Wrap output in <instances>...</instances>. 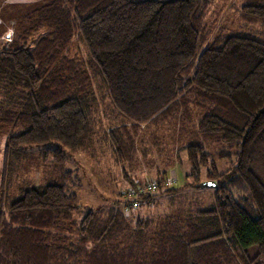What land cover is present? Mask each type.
<instances>
[{
	"label": "trees",
	"instance_id": "obj_1",
	"mask_svg": "<svg viewBox=\"0 0 264 264\" xmlns=\"http://www.w3.org/2000/svg\"><path fill=\"white\" fill-rule=\"evenodd\" d=\"M215 1L50 0L24 15L29 24L0 50V124L10 128L0 134V264H264V0L236 5L259 29L234 34L207 24ZM75 34L116 112L106 136L127 178L126 166L141 164L137 135L197 114L200 140L170 158L186 150L198 187L205 168L215 183L208 207L150 224L113 204L85 207L68 165L97 130L92 76L69 55ZM208 143L231 165L218 169ZM33 147L50 177L12 189L10 171ZM162 177L159 192L177 191Z\"/></svg>",
	"mask_w": 264,
	"mask_h": 264
},
{
	"label": "rangeland",
	"instance_id": "obj_2",
	"mask_svg": "<svg viewBox=\"0 0 264 264\" xmlns=\"http://www.w3.org/2000/svg\"><path fill=\"white\" fill-rule=\"evenodd\" d=\"M49 1L0 0V50L20 35L29 24L24 15ZM240 2L241 0L215 1L206 17V22L213 34L218 31L234 34L259 29V26L248 25L240 20L235 12V7ZM39 35L34 36L39 37ZM69 55L82 62L86 72L92 76L93 92L91 98H93L94 108L91 117H93L97 132L92 138V145L89 150H82L68 165L70 169L76 170L83 180L84 190L80 193V197L85 207L88 210L104 207L110 210L113 208L111 207L113 204L115 205L114 209L120 207L125 217L132 224H135V220L138 218L148 219L149 224L151 222L159 223V221L169 218L167 215H171L175 211L177 214L186 215L197 205H201L200 207L203 208L208 207L212 201L209 194L212 191L210 190L211 187L203 186L205 182L210 181L205 178V168L202 169V181L198 187L194 185L195 178L191 175L192 168L186 150H181L178 156L175 152L174 156L170 158L173 154L172 147L177 149L179 146L182 147L200 140V136L193 129V122L190 123L191 119H197V114L194 112L190 121L187 120L184 124L176 120L159 128L154 127L149 132L143 130L140 135H137L135 144L141 164L132 169L129 166L126 168L124 166L125 172L130 176L127 178L125 173L121 172V167L115 164L111 154L113 150L106 136L110 127L116 125L114 118L116 112L111 105L105 85L96 75L88 51L78 34H75L69 47ZM9 129L8 126L0 124V134L6 135ZM215 146L209 143L205 144L206 149L211 154L210 159L215 162L218 169L223 170L231 163L225 164L219 159L216 153L218 146ZM40 153L37 147H33L23 154V158L18 162L19 170L14 174L13 171H10L9 174L12 189L18 188L20 185L38 184L50 177L49 170L45 169L41 163ZM169 161L171 163H168ZM1 165L0 159V177L2 176ZM159 172L162 173L159 174ZM164 174H168L167 177H175L174 185L178 188L177 191L166 193L157 191L148 204H143L141 201L138 208L125 206L123 197H125V191L128 189L131 179L144 184L145 182L156 181L162 175L164 176L162 178L167 179ZM204 187L208 190H205ZM117 201H120L119 206L116 204ZM109 202L111 203L108 204ZM250 253L252 256L255 255L257 246L251 247Z\"/></svg>",
	"mask_w": 264,
	"mask_h": 264
},
{
	"label": "built area",
	"instance_id": "obj_3",
	"mask_svg": "<svg viewBox=\"0 0 264 264\" xmlns=\"http://www.w3.org/2000/svg\"><path fill=\"white\" fill-rule=\"evenodd\" d=\"M175 183V177H170L165 180L163 185L166 187L172 186ZM159 183L157 181L149 182L147 185H139L136 188H129L127 192H125V196L128 198H132V207H137L139 205L138 197L147 192H155L160 189ZM135 199V200H134Z\"/></svg>",
	"mask_w": 264,
	"mask_h": 264
},
{
	"label": "water",
	"instance_id": "obj_4",
	"mask_svg": "<svg viewBox=\"0 0 264 264\" xmlns=\"http://www.w3.org/2000/svg\"><path fill=\"white\" fill-rule=\"evenodd\" d=\"M214 185H215V183H214V182H210V181L205 182V183L203 184V186H209V187H212V186H214Z\"/></svg>",
	"mask_w": 264,
	"mask_h": 264
},
{
	"label": "crops",
	"instance_id": "obj_5",
	"mask_svg": "<svg viewBox=\"0 0 264 264\" xmlns=\"http://www.w3.org/2000/svg\"><path fill=\"white\" fill-rule=\"evenodd\" d=\"M173 174H174V173H173ZM164 175H165V177H166V178H170V177H167V176H168V174H164ZM166 175H167V176H166ZM163 177H164V176H163ZM157 179H158V178H157Z\"/></svg>",
	"mask_w": 264,
	"mask_h": 264
}]
</instances>
